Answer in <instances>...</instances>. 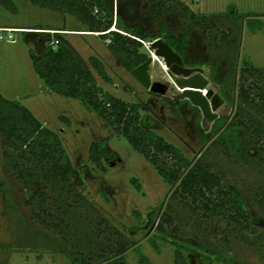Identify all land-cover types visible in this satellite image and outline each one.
<instances>
[{
  "label": "rangeland",
  "instance_id": "obj_1",
  "mask_svg": "<svg viewBox=\"0 0 264 264\" xmlns=\"http://www.w3.org/2000/svg\"><path fill=\"white\" fill-rule=\"evenodd\" d=\"M178 1L187 5L197 15L230 18L237 23L240 22V17L250 16L243 20L240 30L236 23L232 25L235 34L221 51L215 46L209 47L202 35L194 36L195 59L207 61L210 57H217L218 51L219 54L227 55L220 65L215 81L211 79V67L209 65L201 67L206 78L210 80L209 89L219 94L218 83L224 80L231 61L236 60L238 63V79L244 63L264 71V0ZM12 2L15 12L0 5V25L62 28L66 24L67 28L71 29L83 28L74 17L66 16L65 19L64 14L39 8L29 0ZM140 14L147 20V24L142 20L139 23L145 25L152 35H157L164 25L174 33L183 32L190 26L188 21L175 17L161 19L151 17L145 13L143 4L140 6ZM251 20H254L256 25L262 23V29L253 32L249 28ZM215 31L214 34L221 38L222 29ZM16 38L15 45L0 42V93L5 99L19 102L29 109L44 126L60 136L75 168L74 183L80 193L95 207L101 218L107 220L106 224L111 229L115 228L124 234L128 243L129 241L136 243V247L128 250L125 258L120 261L141 264L139 255L141 253L152 264H176V251L171 244L154 238L160 247L158 252L148 240L154 236L156 225L147 229L149 214L162 206L161 211L165 209L173 191L171 185L164 181L153 164L132 148L125 137L111 135L104 122L95 113L89 112L82 102L50 91L35 73L32 64L30 50L35 51L37 47L33 42H28L23 33L16 34ZM69 38L74 43H77V40L89 41L90 48L80 50L82 56L85 59L91 56L100 59L113 80V84H106L94 71L98 85L117 98L140 104L144 127L153 130L179 148L191 160H197L207 147L211 146L212 142L204 146L205 138L200 131V128L204 127L203 115L197 107L186 101L187 105L181 106L179 114L174 115L162 96L152 95L132 73L122 68L101 38ZM167 72L159 61L154 62L150 69L154 82L166 83L169 78ZM259 84L262 86L263 81ZM178 93H180L178 88L170 85L166 97L175 98ZM253 109L257 110L255 106ZM236 111L235 107L224 103L217 113L219 117L232 118ZM262 116L264 117V113ZM214 123L215 121L206 122L205 125L211 129ZM108 137L109 141L104 146V164L108 171L103 173L89 161V151L94 142ZM255 138H261L263 143L260 145L264 148V133ZM3 152L0 143V264L99 262V256L93 253L99 250V247L96 249L99 244L95 248H90L91 238L94 237L93 231H97V227L101 226L96 219L98 216L90 215L89 208L77 207L76 212L66 217L65 224L59 229L61 236H51L50 230L41 226L30 212L31 201L39 191V186L36 183L21 185L13 171L7 167ZM251 154L259 155L257 150H251ZM209 160L212 170L219 173L227 185L244 195L247 201L246 211L257 228L258 235L252 236L249 231L243 230L237 232L230 228L228 219L212 213L205 214L200 210L193 214L174 200L173 205L179 213L176 223L180 228L181 237H198L212 242L216 248L225 249L230 263L264 264V156L251 158L249 163L245 164L230 159L223 150L213 148ZM133 179L139 181L141 191L132 184ZM135 213L141 216L137 218ZM88 237L91 238L88 240ZM127 240L123 241L124 245ZM114 243L113 247H117L116 252L124 247L122 241L119 245ZM75 246L78 248L75 249ZM186 256L190 264H225L215 257L206 262L200 255L186 253ZM103 258L106 259L104 256Z\"/></svg>",
  "mask_w": 264,
  "mask_h": 264
},
{
  "label": "trees",
  "instance_id": "obj_2",
  "mask_svg": "<svg viewBox=\"0 0 264 264\" xmlns=\"http://www.w3.org/2000/svg\"><path fill=\"white\" fill-rule=\"evenodd\" d=\"M29 1L39 8L75 17L90 32L98 34L104 42L110 39L111 43L106 44L108 50L130 74L151 56L143 42L149 43L162 38L182 57L186 65L190 67L209 65L212 69L213 81L227 55L219 54L218 51L217 57H210L207 61L195 59L194 36L202 35L209 47L215 46L221 51L235 34L232 25L236 23L240 30L243 20L250 17L242 16L237 23L230 18L197 15L178 0ZM141 4L144 5L145 13L151 17L157 19L175 17L188 21L190 26L183 32L174 33L164 25L157 35H152L145 25L139 23L142 20L147 24V20L140 14ZM0 5L16 11L12 0H0ZM253 21H249V28L253 32L261 30L262 23L256 25ZM220 28L223 34L218 38L214 31L218 32ZM54 36V40L58 41L56 49L48 46L39 55L34 50H30L32 64L38 77L55 94L82 102L89 112L95 113L104 122L111 135L125 137L132 148L153 164L159 175L173 189L165 209L161 211L162 206L149 214L147 229L156 226L154 236L149 237L148 240L155 249L160 252V247L154 241V238H158L175 248L176 264H190L186 253L200 255L206 262L215 257L225 264H239L230 263L231 260L226 257L225 249L216 248L208 240L198 237L182 238L176 223L179 213L173 201L177 200L179 205L193 214L202 210L205 214L212 213L228 219L230 228H234L237 232L243 230L249 231L252 236L258 235V230L246 211L247 201L244 195L227 185L223 177L212 170L209 154L211 149L219 148L230 159L245 164H248L251 158L264 156V148L260 145L263 141L261 138H255L264 133L262 116L264 71L244 63L238 79L237 61L229 62L230 69L224 80L218 83L219 94L227 105L235 107L237 111L232 118L220 116L211 129L205 124L200 128L205 138L204 146L212 143L197 160H191L179 148L153 130L144 127L140 104L126 102L101 88L90 65L64 35L57 33ZM89 62L103 82L113 84L102 61L92 57ZM260 81H263L262 86L259 84ZM163 101L174 115L179 114L180 107L185 102L179 99L172 100L169 97H163ZM253 106L256 107V111ZM108 141L109 137L94 142L89 151V161L103 173L108 171L104 164V146ZM0 143L4 149L3 158L6 165L13 171L21 185L36 183L39 186V191L31 201L30 212L41 226L50 230L51 236H61L59 229L65 224L66 217L76 212L75 208H89L90 215L98 216L96 219L101 225L97 227V231H93L94 237H88V240L89 238L92 240L90 248H95L99 244L96 247V249L99 247V250L93 252L101 260L96 264L118 262V264H127L125 260H120L125 258L128 250L136 247V243L130 241L128 243L124 234L115 228L111 229L106 224L107 220L101 218L95 207L80 193L74 183L75 168L60 136L44 126L29 109L19 102L5 99L1 93ZM258 145L260 146L257 147ZM251 150H257L259 155L252 156ZM132 184L139 191L142 190L137 179H133ZM36 210L39 213H36ZM135 215L137 218L141 216L138 213ZM190 219L192 220L191 217ZM172 226L174 227L169 229ZM125 240L127 243L124 245ZM121 241L124 247L116 252L117 247H113L114 242L119 245ZM77 248L75 246V249ZM139 255L141 264H152L146 256L141 253Z\"/></svg>",
  "mask_w": 264,
  "mask_h": 264
},
{
  "label": "water",
  "instance_id": "obj_3",
  "mask_svg": "<svg viewBox=\"0 0 264 264\" xmlns=\"http://www.w3.org/2000/svg\"><path fill=\"white\" fill-rule=\"evenodd\" d=\"M150 58L132 71V75L149 92L158 96H166L170 89L167 83L153 81L150 69L155 57L162 61L172 78V83L180 91L179 99L189 101L203 115V123L214 122L219 118L217 111L225 101L220 94L209 89L210 80L206 78L201 67H187L182 57L162 38L150 42Z\"/></svg>",
  "mask_w": 264,
  "mask_h": 264
},
{
  "label": "crops",
  "instance_id": "obj_4",
  "mask_svg": "<svg viewBox=\"0 0 264 264\" xmlns=\"http://www.w3.org/2000/svg\"><path fill=\"white\" fill-rule=\"evenodd\" d=\"M65 19H66V15H65ZM82 26H83L82 29H71V28H67L66 24H64V27H62V28H55V27H53V28L52 27H48V28H39V27L28 28V27H19V26L0 25V27H4V28H13V29L26 30L27 32H24L23 34L25 35V38H26V40L28 42H33L35 44V46L37 47V49L35 50V53L38 54V55L42 54L47 49V47L51 46L52 42L55 41L54 40L55 39L54 35H49L47 33H44L43 31H46V30L56 31L59 34L64 35L65 38L73 45V47L81 55V57L90 65L91 71L94 74L95 70H93L94 68L92 67V65L89 62L90 58H92L94 56H91V57H88V58L85 59L82 56V53L80 51L81 49H89L90 48L89 41L88 40H77L76 41L77 43H74L69 38V37H99L98 34L92 33V32L89 31V29L87 27H85L84 25H82ZM8 45H15V44H8ZM78 46H79L80 49H78ZM185 105H187V104H184L183 106H185Z\"/></svg>",
  "mask_w": 264,
  "mask_h": 264
},
{
  "label": "built area",
  "instance_id": "obj_5",
  "mask_svg": "<svg viewBox=\"0 0 264 264\" xmlns=\"http://www.w3.org/2000/svg\"><path fill=\"white\" fill-rule=\"evenodd\" d=\"M27 32L26 30H21V29H13V28H4V27H0V42H4V43H8V44H15L17 42V38H16V34L18 33H24ZM44 33H50L52 35L57 34L58 32L56 31H43ZM106 44H110L111 40L107 39ZM144 46L148 49L149 52H151L149 45L150 42L145 43L143 42ZM58 45V41H53L51 46L53 49H56ZM151 54V53H150ZM160 64H163L162 61H159Z\"/></svg>",
  "mask_w": 264,
  "mask_h": 264
},
{
  "label": "flooded vegetation",
  "instance_id": "obj_6",
  "mask_svg": "<svg viewBox=\"0 0 264 264\" xmlns=\"http://www.w3.org/2000/svg\"><path fill=\"white\" fill-rule=\"evenodd\" d=\"M187 67H190V66H188V65H186ZM169 86L170 85H174L173 83H172V78L169 76V78H168V81L166 82ZM151 93V92H150ZM153 95H155V94H153ZM179 95H180V93H178V95H177V97H175V98H171L172 100H175V99H179ZM158 96V95H157ZM162 97H166V96H162ZM180 100V99H179ZM187 100H185V102H186ZM185 102L183 103V105L185 104ZM187 102H189V101H187ZM190 103V102H189ZM182 105V106H183ZM204 124V123H203Z\"/></svg>",
  "mask_w": 264,
  "mask_h": 264
},
{
  "label": "bare ground",
  "instance_id": "obj_7",
  "mask_svg": "<svg viewBox=\"0 0 264 264\" xmlns=\"http://www.w3.org/2000/svg\"><path fill=\"white\" fill-rule=\"evenodd\" d=\"M114 30H115V29H114ZM156 61L158 62V61H159V59L155 57V62H156ZM161 65H162L163 69H165V70H166V67H165L164 63H163V64H161Z\"/></svg>",
  "mask_w": 264,
  "mask_h": 264
}]
</instances>
